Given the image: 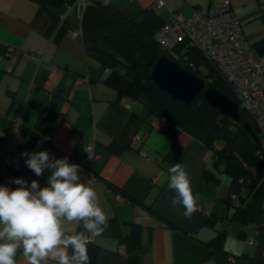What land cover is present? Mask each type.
I'll return each instance as SVG.
<instances>
[{
    "label": "crops",
    "instance_id": "1",
    "mask_svg": "<svg viewBox=\"0 0 264 264\" xmlns=\"http://www.w3.org/2000/svg\"><path fill=\"white\" fill-rule=\"evenodd\" d=\"M100 1L113 3L130 18L142 19L145 10H154L163 23L175 11L206 14L229 2L253 53L264 56V0ZM158 1L164 6L156 8ZM37 10L29 0H0V185L14 189L18 185L8 180L24 178L46 186L49 171L37 177L25 165L23 152L47 150L50 157H67L80 165L81 182L93 168L97 179L91 187L108 218L107 228L93 241L101 249L97 264H126L122 240L133 225L143 230L142 264H236L243 255L264 257V233L231 221L232 178L214 169L205 135L148 116L141 101L120 96L116 82L86 55L83 40L68 34L47 37L48 18L38 17ZM117 143L129 147L115 152ZM176 163L189 173L196 196L190 218L182 205L171 203L175 193L168 188L169 168ZM82 225L65 222L63 227L66 235H74ZM220 234L226 237L223 250L209 253L205 245ZM16 261L27 264L22 248ZM48 264L57 262L49 258Z\"/></svg>",
    "mask_w": 264,
    "mask_h": 264
},
{
    "label": "trees",
    "instance_id": "2",
    "mask_svg": "<svg viewBox=\"0 0 264 264\" xmlns=\"http://www.w3.org/2000/svg\"><path fill=\"white\" fill-rule=\"evenodd\" d=\"M29 1L38 5V17L47 16L48 23L44 31L47 37L57 40L79 28L74 13L63 19L67 9L75 5V0ZM88 2L90 4L84 11L81 25L86 55L101 65L105 73L109 71L107 74L112 82H116L120 96L141 101L148 116L161 117L181 129L190 127L203 133L213 153L214 169L232 178L227 202L233 212L231 221L242 227L255 226L260 233H264V138L258 135L259 142H256L243 127L244 123H249L257 129L254 118L240 109L241 119L235 124L208 105L202 94L193 104L186 106L161 91L152 83L150 76L160 58L167 57L200 77L207 88H214L235 102V93L230 84L219 76L216 68L197 49L183 44L169 53L158 45L156 34L165 23L161 22L154 10H145L142 19H138L126 16L111 2ZM184 56L194 63L195 71L183 64ZM132 123L124 130L123 139L130 134ZM218 144L221 145L220 149L216 148ZM119 145H115V152L129 147V144L126 148ZM207 176L204 175V178L207 179ZM163 221L168 227L177 228L170 221ZM225 239V235L220 234L205 248L209 253L222 251ZM122 242L128 255L126 264H142L140 251L144 246L143 230L133 225L131 234ZM87 251L89 264H97L101 251L98 245L90 242ZM236 264H264V257L254 260L243 255L236 259Z\"/></svg>",
    "mask_w": 264,
    "mask_h": 264
},
{
    "label": "clouds",
    "instance_id": "3",
    "mask_svg": "<svg viewBox=\"0 0 264 264\" xmlns=\"http://www.w3.org/2000/svg\"><path fill=\"white\" fill-rule=\"evenodd\" d=\"M25 165L37 177L49 171L46 186L15 178L14 189L0 185V264H17L22 248L27 264H89L87 245L107 228V216L96 190L81 182L80 165L67 157H50L47 150L23 152ZM168 188L173 207L182 205L190 218L196 211L189 173L176 163L169 168ZM65 222H83L84 232L66 235ZM87 233V235L85 234ZM72 253L69 254L68 249Z\"/></svg>",
    "mask_w": 264,
    "mask_h": 264
},
{
    "label": "built area",
    "instance_id": "4",
    "mask_svg": "<svg viewBox=\"0 0 264 264\" xmlns=\"http://www.w3.org/2000/svg\"><path fill=\"white\" fill-rule=\"evenodd\" d=\"M89 4L88 0H75V5L63 15V19L73 13L77 17L79 28L69 32V37L81 38L83 14ZM163 6L164 2L158 1L156 8ZM156 35L157 44L169 53L183 44L197 49L216 68L219 76L230 84L236 103L254 118L259 135L264 138V56L253 53L251 43L242 30L241 21L229 2L211 7L206 14L196 12L192 16H186L175 11L170 22L165 23ZM183 64L195 71L194 63L189 57H183ZM216 148L220 149V146L216 145ZM89 158L92 162L96 160L94 145L89 148ZM96 179L91 168L84 183L93 186ZM13 180L9 179L8 185H15ZM118 198L126 201L122 195ZM84 231L82 225L79 233ZM85 234L87 235L86 232ZM94 238L92 237V242Z\"/></svg>",
    "mask_w": 264,
    "mask_h": 264
},
{
    "label": "water",
    "instance_id": "5",
    "mask_svg": "<svg viewBox=\"0 0 264 264\" xmlns=\"http://www.w3.org/2000/svg\"><path fill=\"white\" fill-rule=\"evenodd\" d=\"M152 71L150 76L152 83L173 99L187 106L193 104L202 94L204 101L216 109L221 116L229 118L235 124L240 122V107L236 101L234 102L214 88H207L200 77L183 69L174 60L167 57L160 58ZM243 127L256 142H259L258 129H254L249 123H244Z\"/></svg>",
    "mask_w": 264,
    "mask_h": 264
},
{
    "label": "rangeland",
    "instance_id": "6",
    "mask_svg": "<svg viewBox=\"0 0 264 264\" xmlns=\"http://www.w3.org/2000/svg\"><path fill=\"white\" fill-rule=\"evenodd\" d=\"M204 72H205V73H207V71H206V70H204ZM218 146H221V145H219V144H218Z\"/></svg>",
    "mask_w": 264,
    "mask_h": 264
}]
</instances>
